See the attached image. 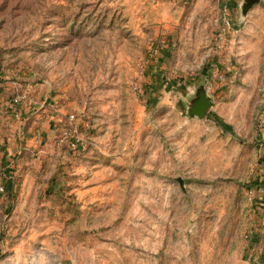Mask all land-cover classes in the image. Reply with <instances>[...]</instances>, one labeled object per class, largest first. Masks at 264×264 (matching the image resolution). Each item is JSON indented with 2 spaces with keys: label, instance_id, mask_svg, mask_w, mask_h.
Here are the masks:
<instances>
[{
  "label": "rangeland",
  "instance_id": "rangeland-1",
  "mask_svg": "<svg viewBox=\"0 0 264 264\" xmlns=\"http://www.w3.org/2000/svg\"><path fill=\"white\" fill-rule=\"evenodd\" d=\"M263 112L264 0H0V264H264Z\"/></svg>",
  "mask_w": 264,
  "mask_h": 264
},
{
  "label": "water",
  "instance_id": "water-1",
  "mask_svg": "<svg viewBox=\"0 0 264 264\" xmlns=\"http://www.w3.org/2000/svg\"><path fill=\"white\" fill-rule=\"evenodd\" d=\"M210 98L207 96L203 87H199L197 89L196 98L192 101L189 112L191 115L198 116L199 118H203L210 106ZM182 184V181L180 180Z\"/></svg>",
  "mask_w": 264,
  "mask_h": 264
},
{
  "label": "built area",
  "instance_id": "built-area-1",
  "mask_svg": "<svg viewBox=\"0 0 264 264\" xmlns=\"http://www.w3.org/2000/svg\"><path fill=\"white\" fill-rule=\"evenodd\" d=\"M226 24H228V22H226ZM22 97L23 96H19V95H16L14 97H12L8 103L6 104V109L13 114V116H15L16 118H20L21 116V112H20V106H21V103L23 102L22 100ZM74 116L73 115H69V118L72 119ZM261 123H262V126H263V129H264V112H263V117L261 119ZM264 143V136H262V139H261ZM4 190V187L3 186H0V191H3ZM250 193L252 194V191H250Z\"/></svg>",
  "mask_w": 264,
  "mask_h": 264
},
{
  "label": "crops",
  "instance_id": "crops-1",
  "mask_svg": "<svg viewBox=\"0 0 264 264\" xmlns=\"http://www.w3.org/2000/svg\"><path fill=\"white\" fill-rule=\"evenodd\" d=\"M25 102L23 101L22 103H21V107H20V111H21V115H22V118L24 117V114H25V112H26V110H28V111H30L32 108L31 107H27V106H25ZM54 125V124H53ZM51 127V124H49V128Z\"/></svg>",
  "mask_w": 264,
  "mask_h": 264
}]
</instances>
